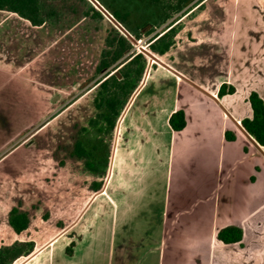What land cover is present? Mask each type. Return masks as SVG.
I'll use <instances>...</instances> for the list:
<instances>
[{
    "label": "rangeland",
    "instance_id": "obj_1",
    "mask_svg": "<svg viewBox=\"0 0 264 264\" xmlns=\"http://www.w3.org/2000/svg\"><path fill=\"white\" fill-rule=\"evenodd\" d=\"M90 5L101 18L84 15ZM41 7L40 26L0 10V245L33 244L11 264H264V148L223 137L249 114L247 94L264 95V0ZM113 35L130 43L119 61L141 52L143 72L110 127L94 99ZM223 81L236 92L218 98ZM178 108L186 125L173 131ZM13 208L30 218L19 233ZM227 224L241 243L218 240Z\"/></svg>",
    "mask_w": 264,
    "mask_h": 264
},
{
    "label": "trees",
    "instance_id": "obj_2",
    "mask_svg": "<svg viewBox=\"0 0 264 264\" xmlns=\"http://www.w3.org/2000/svg\"><path fill=\"white\" fill-rule=\"evenodd\" d=\"M43 0H0V10L12 12L33 26H40L43 22L42 4ZM156 2L157 0H152ZM84 15L90 18H101L102 13L96 5H90ZM116 18H121L119 12L114 11ZM162 38V36H161ZM168 44L160 51L166 50ZM130 43L123 36H108L101 56L96 64V71L103 73L99 80V90L94 99L95 108L102 111L96 113V117L102 118L105 123L113 127L118 113V109L123 101L128 97L130 91L135 87L143 72V54L138 52L129 55L126 59L119 61L129 50ZM119 61V62H118ZM116 65L111 67L114 63ZM236 91L234 84L223 81L220 83L217 97L233 94ZM250 112L241 117L235 123V130L225 129L223 137L226 141L236 140L238 134L248 141L257 143L264 148V95L256 90H251L246 96ZM168 124L173 131H180L186 125L185 112L182 108L173 110L168 116ZM95 124V120L90 121V125ZM74 154L83 160L87 170L94 174L101 173L102 170L89 157L86 148L77 140L74 144ZM253 179V176H252ZM96 191L102 189L103 181H93ZM30 218L27 212L13 208L8 216V225L16 233L27 229ZM216 237L222 243H241L243 230L236 224H227L220 227ZM33 244L24 241H15L11 244L0 245V264H11L23 254L32 250ZM75 241L71 240L65 247V254L72 256Z\"/></svg>",
    "mask_w": 264,
    "mask_h": 264
},
{
    "label": "crops",
    "instance_id": "obj_3",
    "mask_svg": "<svg viewBox=\"0 0 264 264\" xmlns=\"http://www.w3.org/2000/svg\"><path fill=\"white\" fill-rule=\"evenodd\" d=\"M236 92V91H235ZM258 92V91H257ZM248 95V94H247Z\"/></svg>",
    "mask_w": 264,
    "mask_h": 264
}]
</instances>
